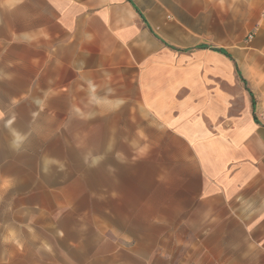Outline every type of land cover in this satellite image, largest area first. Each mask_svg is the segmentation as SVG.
<instances>
[{
    "label": "crops",
    "instance_id": "0c3cea01",
    "mask_svg": "<svg viewBox=\"0 0 264 264\" xmlns=\"http://www.w3.org/2000/svg\"><path fill=\"white\" fill-rule=\"evenodd\" d=\"M263 4L0 0V141L102 164V227L184 228L216 264H264V123L188 72L221 55L203 44L220 12L260 25Z\"/></svg>",
    "mask_w": 264,
    "mask_h": 264
},
{
    "label": "rangeland",
    "instance_id": "374dc122",
    "mask_svg": "<svg viewBox=\"0 0 264 264\" xmlns=\"http://www.w3.org/2000/svg\"><path fill=\"white\" fill-rule=\"evenodd\" d=\"M228 15L212 21L203 44L230 58L203 55L188 72L204 77V90L226 94L234 113L252 99L264 123V23ZM0 144V264H216L183 242L188 229L131 220L102 227V164L86 167L74 149L42 148L33 137Z\"/></svg>",
    "mask_w": 264,
    "mask_h": 264
},
{
    "label": "trees",
    "instance_id": "16d2710c",
    "mask_svg": "<svg viewBox=\"0 0 264 264\" xmlns=\"http://www.w3.org/2000/svg\"><path fill=\"white\" fill-rule=\"evenodd\" d=\"M199 48L200 49H206V46H201ZM212 50L217 52V53H219V54H221V55H223V56H225V57H227V58H230V56L222 49H212ZM236 72H237V74H239L238 71H237V68H236ZM251 106H252L253 118H254V120H256L255 115H254L255 103H254V101L252 99H251Z\"/></svg>",
    "mask_w": 264,
    "mask_h": 264
},
{
    "label": "built area",
    "instance_id": "2783aa9c",
    "mask_svg": "<svg viewBox=\"0 0 264 264\" xmlns=\"http://www.w3.org/2000/svg\"><path fill=\"white\" fill-rule=\"evenodd\" d=\"M249 38H251V36Z\"/></svg>",
    "mask_w": 264,
    "mask_h": 264
}]
</instances>
